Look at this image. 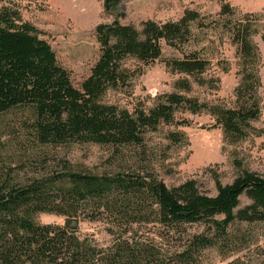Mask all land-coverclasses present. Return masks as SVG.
Masks as SVG:
<instances>
[{"label": "trees", "instance_id": "1", "mask_svg": "<svg viewBox=\"0 0 264 264\" xmlns=\"http://www.w3.org/2000/svg\"><path fill=\"white\" fill-rule=\"evenodd\" d=\"M120 0H106L113 11ZM226 10V9H224ZM190 12L180 21L144 23L142 31L116 19L97 29L102 54L82 88L73 86L52 46L36 29L0 11V112L26 107V123L39 145L65 146L76 141L124 143L139 140L144 126L167 118L182 100L170 96L147 115L97 102L109 86L125 81L119 70L123 56L144 63L162 56L163 41L188 42ZM249 26L239 24L234 40L248 63L256 53ZM176 65L202 71L207 61L196 53ZM256 110L217 109L219 121L234 138L244 136L240 122ZM249 203L241 207V198ZM38 213H53L80 221H103L113 239L101 247L82 236L74 225L40 224ZM264 223V177L244 170L232 183L218 186L216 195L201 193L195 182L170 188L154 172L127 170L97 174L74 170L68 160L43 175L20 178L0 175V264H203V254L217 248L224 257L239 253L251 236L242 225ZM202 226L201 232L191 231ZM226 264H247L241 257Z\"/></svg>", "mask_w": 264, "mask_h": 264}, {"label": "rangeland", "instance_id": "2", "mask_svg": "<svg viewBox=\"0 0 264 264\" xmlns=\"http://www.w3.org/2000/svg\"><path fill=\"white\" fill-rule=\"evenodd\" d=\"M115 7L108 10L106 0H0V11L32 25L52 46L79 89L102 54L99 26L118 19L142 31L147 22H177L197 13L189 21L188 42L177 47L163 41L162 56L152 63L123 56L119 70L125 81L107 87L97 98L98 103L135 117L139 109L150 115L159 105H170L172 95L182 101L174 104L167 118L142 127L139 140L116 145L81 140L57 148L39 145L26 123L33 114L30 109L0 112V175L26 179L61 168L68 160L74 170L97 174L151 171L170 188L193 181L208 195H216L219 184L232 183L244 170L264 177V0H120ZM239 24L250 28L255 63H248L234 40ZM191 53L207 61L204 70L188 72L176 65ZM217 109L258 113L240 122L244 136L234 138L219 121ZM248 203L242 196L241 207ZM35 219L65 225L67 218L38 213ZM78 229L101 247L113 239L103 221H80ZM242 230L252 237L243 250L224 257L217 248H209L203 264H226L237 257L247 264H264V223L242 225Z\"/></svg>", "mask_w": 264, "mask_h": 264}, {"label": "water", "instance_id": "3", "mask_svg": "<svg viewBox=\"0 0 264 264\" xmlns=\"http://www.w3.org/2000/svg\"><path fill=\"white\" fill-rule=\"evenodd\" d=\"M75 223L74 228L77 229L79 226V220L72 219V218H67L65 225L66 226H72V224Z\"/></svg>", "mask_w": 264, "mask_h": 264}]
</instances>
